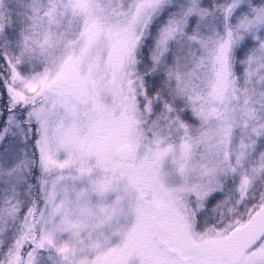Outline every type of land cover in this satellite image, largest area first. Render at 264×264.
Masks as SVG:
<instances>
[{
    "label": "snow or ice",
    "instance_id": "1",
    "mask_svg": "<svg viewBox=\"0 0 264 264\" xmlns=\"http://www.w3.org/2000/svg\"><path fill=\"white\" fill-rule=\"evenodd\" d=\"M0 264H264V0H0Z\"/></svg>",
    "mask_w": 264,
    "mask_h": 264
}]
</instances>
